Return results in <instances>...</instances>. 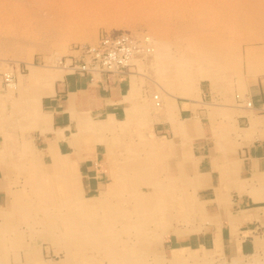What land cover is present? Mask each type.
<instances>
[{"label": "rangeland", "instance_id": "374dc122", "mask_svg": "<svg viewBox=\"0 0 264 264\" xmlns=\"http://www.w3.org/2000/svg\"><path fill=\"white\" fill-rule=\"evenodd\" d=\"M122 31L132 38L134 32L148 35L153 49L164 53L163 74L153 55L130 67L142 74L132 80L147 105L172 101L182 84L193 98L203 88L241 95L242 83L264 66V0H0V76L13 69L17 84L27 83L17 85L18 92L47 87L54 76L67 73L58 58L73 54L80 45H96L102 35ZM1 77L0 89H6ZM154 107L134 105L132 120L112 133L89 128L79 132L105 144L107 185L112 183L108 192L88 194L80 178L64 183L63 189L69 186L65 192H60L61 181L50 190L44 181L51 184L53 178L46 175L39 174L33 184L24 181L16 207L0 211V238H5L0 244L4 242L9 253L0 256L4 264H233L209 257L203 249L187 250L199 255L196 259L171 261V248L179 247L173 246L175 233L194 232L190 222L195 216L200 220L202 210L193 209L197 199L188 181L167 176L168 155L153 149L159 138L152 132L150 112L161 110ZM6 111L1 109L0 117ZM19 147L25 153L39 152L31 139H23ZM120 249L127 251L126 258ZM243 264H264V251Z\"/></svg>", "mask_w": 264, "mask_h": 264}, {"label": "crops", "instance_id": "0c3cea01", "mask_svg": "<svg viewBox=\"0 0 264 264\" xmlns=\"http://www.w3.org/2000/svg\"><path fill=\"white\" fill-rule=\"evenodd\" d=\"M59 77L49 83V90L43 85L13 93L0 89V106L7 110L0 117L1 212L15 205L13 194L21 192L28 176L27 161L32 157L40 165L60 158L70 161L88 194H98L107 185L110 169L105 144L89 136L84 141L79 128L86 121L101 122L107 117L122 121L142 96L137 95L133 102L130 78L74 73ZM241 90V95H221L203 88L196 99L165 101L162 111L150 112L153 132L171 145L167 176L188 181L202 210V219L193 224L196 232L175 235L173 246L203 249L210 252L207 256H220L233 264H243L264 251V78L243 82ZM56 130L63 133L58 135ZM23 139H31L39 152L7 151L10 144L20 149ZM49 148L55 158L45 155Z\"/></svg>", "mask_w": 264, "mask_h": 264}, {"label": "bare ground", "instance_id": "6f19581e", "mask_svg": "<svg viewBox=\"0 0 264 264\" xmlns=\"http://www.w3.org/2000/svg\"><path fill=\"white\" fill-rule=\"evenodd\" d=\"M3 1V0H2ZM46 2V1H45ZM47 3V2H46ZM123 32V31H122ZM107 33V32H106ZM123 33H125V32H123ZM135 33V32H134ZM134 33H130V34H132L134 37L132 38L131 36H129V43L130 42H132V43H130V44H132L133 45V47H132V51H131V53L129 54V61H128V63L130 64V67H131V69L133 68V66L134 65H136L137 63L138 64H143L142 62H144L147 58H149L150 56L152 57V55L154 56L153 58H155L156 60H157V65H158V69H159V73L160 74H163L164 72H162L161 70L163 69V67L161 68V64H162V62H161V55H162V57L164 56V53H162L161 51V49L159 48H155V50L153 49V47H152V43H151V39L148 37V35L147 36H142V35H140V32H139V36H137V34H134ZM129 34V33H128ZM142 34V33H141ZM146 34V33H145ZM134 38H136V39H141V38H143V41L141 42V43H138V41L139 40H136V39H134ZM152 38V37H151ZM142 40V39H141ZM154 40V39H153ZM156 41V40H155ZM163 41V40H162ZM158 42H160V41H158ZM95 44V43H94ZM135 44V45H134ZM89 45V44H88ZM87 46V45H86ZM90 47H93V46H91V45H89ZM79 47H84V46H82V45H80V46H78V47H76V48H79ZM164 47H166V46H164ZM75 48V49H76ZM75 49H73L74 51H73V54H70V55H68V56H65V57H62V58H58L57 59V62H58V64L60 65L61 64V62H63V59H66V60H75V59H77V58H80V54H79V51H77V50H75ZM141 54H143L142 56H141ZM141 56V57H140ZM191 56V55H190ZM192 57H194L193 55H192ZM259 58H260V56H259ZM140 60V61H139ZM163 60V59H162ZM154 63V62H153ZM264 63V62H263ZM137 64V65H138ZM164 64V63H163ZM30 66V68H32V69H34V68H36V66H34L33 64H30L29 65ZM61 66V65H60ZM15 67V66H14ZM130 67H129V69H128V71H127V73L124 75V76H113L114 78H116V79H121V78H130L131 80H132V78L133 77H136V78H138V76H141L140 75V73L139 72H137V71H135V72H133L131 69H130ZM138 67V66H137ZM40 68V67H39ZM43 68V67H42ZM45 68V67H44ZM47 68H50V67H47ZM52 68V67H51ZM61 68L62 69H65V68H63L62 66H61ZM135 68V67H134ZM15 69V68H14ZM61 69V70H62ZM16 70L18 71V69L16 68ZM45 70H47V72H48V70L49 69H46L45 68ZM66 71H67V73H74V71L73 70H71V69H65ZM133 72H131V71ZM136 70V69H135ZM221 70V69H220ZM50 71V70H49ZM59 71V70H58ZM130 71V72H129ZM35 72V71H34ZM62 72H63V70H62ZM61 73V72H60ZM4 74V73H3ZM14 74H16V73H14L13 72V69H10L8 72H6L2 77H3V79H4V83H5V85H6V87L8 88V89H10V90H15L16 89V87H17V85H20L21 84V82H22V84H23V87H25L26 85H27V83H26V81L25 80H23V81H21L20 82V84H17V80L15 79V77H14ZM23 74H25V73H23ZM20 76V75H19ZM178 76H179V74H178ZM1 77V76H0ZM1 77V78H2ZM22 77V76H21ZM43 77V76H42ZM41 77V78H42ZM45 77V76H44ZM90 77V76H89ZM95 77H97V76H95ZM110 77H112V76H110ZM250 78H252V79H256V78H259V77H261V78H264V66L263 67H261V68H258L257 70L255 69L251 74H250V76H249ZM37 78V77H36ZM54 78H56L55 76H54ZM60 78V77H59ZM100 78V77H99ZM109 78V77H108ZM58 79V78H57ZM110 79V78H109ZM34 80H37V79H34ZM52 80H55V79H51V82H53ZM58 80H60V79H58ZM62 80V79H61ZM91 80H92V78H91ZM98 80V79H97ZM138 80V79H137ZM44 81V80H43ZM169 81V80H168ZM51 82H49V83H51ZM138 82V81H137ZM49 83H47V85H49ZM30 84H31V82L29 83V85L28 86H30ZM131 84H132V89H133V91H132V95H131V97H133L132 98V100H133V102H134V99L136 98V96L137 95H139V90H137V86H135V85H133V84H135V82H134V80H132L131 81ZM140 84V83H139ZM44 85V84H43ZM187 85V84H186ZM50 86H51V84H50ZM50 86H49V88H50ZM176 86H178V84L176 85ZM190 86V85H189ZM31 87V86H30ZM7 88L5 89V90H7ZM193 88V87H192ZM25 89H27V88H25ZM46 89L47 90H49L47 87H46ZM179 89V90H178ZM178 94L176 95V96H174L173 97V100L171 101L170 99L168 100V102H173L176 98H185V99H193V97H194V95H193V93H192V91H189V89H188V87L187 86H183V84L181 85V86H178ZM138 92H137V91ZM194 90V89H193ZM8 91V90H7ZM16 91V90H15ZM35 91V90H34ZM199 91V90H198ZM35 93V92H34ZM39 93V92H38ZM40 95L42 94V92L41 93H39ZM45 94V93H44ZM196 94V93H195ZM199 94V93H198ZM34 95H36V94H34ZM47 95V94H46ZM134 95V96H133ZM142 96V95H141ZM155 96H157V95H154L153 96V99L152 100H154V97ZM19 97V96H18ZM31 97H32V95H31ZM36 97V96H35ZM35 97H32V98H35ZM37 98V97H36ZM35 98V99H36ZM10 99V98H9ZM22 99V98H21ZM35 99H34V101H35ZM39 99V98H38ZM196 99V98H195ZM18 100V99H17ZM231 100H232V98H231ZM22 101V100H21ZM142 101H144V100H142V98L141 99H139V101L138 102H136L137 104H135L134 103V105H135V107H140V108H142V109H146V107L148 106V108L151 110V107H153V106H155L154 108H157V109H162L164 106H162V103L161 102H158V103H154V105L152 106L150 103L147 105L146 103H144V102H142ZM200 101V100H199ZM197 102V101H196ZM3 103V102H2ZM22 103V102H21ZM132 103V102H131ZM16 104V103H15ZM20 103H18V105H19ZM201 104H204V103H201ZM227 104V103H226ZM228 104H229V101H228ZM13 105H14V103H13ZM17 105V108L19 107V106H21V105H19L18 106ZM131 105H133V103L131 104ZM134 105L133 106H131L128 110H127V112H126V115H125V118L122 120V121H115L113 118H110V117H107L106 119L107 120H105V121H101V122H96V121H94V122H84V125L81 127V128H79V132H81V129H83V128H89L90 129V131H93V133L95 132H97V130L98 129H101V131H103V132H106V130H107V133H108V131L109 132H113L116 128H119V126H121L122 128H124V126H126L127 125V123L129 122V121H131L132 119V117H131V110L133 109V111H137V108H134ZM9 106V105H8ZM15 106V105H14ZM26 106H27V104H26ZM34 106V105H33ZM150 106V107H149ZM171 106V105H170ZM175 107H176V105H174ZM173 106V107H174ZM204 106H205V104H204ZM22 107V106H21ZM23 107H24V105H23ZM133 107V108H132ZM174 107V108H175ZM223 107V106H222ZM221 107V108H222ZM139 108V109H140ZM169 108L170 107H168V110H169ZM220 108V107H219ZM219 108H216L215 107V109H219ZM224 108V107H223ZM1 109H5V108H3V107H1L0 106V111H1ZM19 109V108H18ZM28 109V108H27ZM32 109H33V107H32ZM176 109V108H175ZM214 109V108H213ZM214 109V110H215ZM226 109V108H225ZM211 110V109H210ZM213 110V111H214ZM221 110V109H220ZM38 111V110H37ZM36 111V112H37ZM160 111V110H159ZM162 111V110H161ZM172 111V110H171ZM40 112V111H39ZM170 112V111H169ZM175 112V111H174ZM41 113V112H40ZM47 113V112H46ZM165 113V112H164ZM8 114V113H7ZM133 114V113H132ZM170 114V113H169ZM8 115H10V114H8ZM142 115H143V113H142ZM212 115H213V113H212ZM32 116H34L33 114H32ZM40 116V115H39ZM81 116H83V115H81ZM80 116V117H81ZM14 117V116H13ZM27 117V116H26ZM30 117V116H29ZM98 117V116H97ZM96 117V118H97ZM173 117V116H172ZM28 118V117H27ZM43 118V117H42ZM85 118V117H84ZM175 118V117H174ZM5 119V118H4ZM23 119V118H22ZM169 119V118H168ZM134 120V119H133ZM174 119H172V121H173ZM9 121V120H8ZM44 121V120H43ZM213 121V120H212ZM36 122V121H35ZM72 122V121H71ZM77 122V121H76ZM81 122V121H80ZM8 123H10V122H8ZM78 123V122H77ZM76 123V124H77ZM133 123H134V121H133ZM6 124H7V122H6ZM97 124V125H96ZM11 125V124H10ZM174 125V124H173ZM176 125V124H175ZM3 126V125H2ZM32 126H34V123H33V125ZM11 127V126H10ZM101 127V128H100ZM120 127V128H121ZM133 127V126H132ZM134 127H135V125H134ZM2 129H3V127H1ZM12 128V127H11ZM4 129H7V128H4ZM13 129V128H12ZM19 129V128H18ZM230 129V128H229ZM1 130V129H0ZM17 130V129H16ZM20 130V129H19ZM22 130V129H21ZM54 130V129H53ZM6 131V130H5ZM40 131V130H39ZM48 131V130H47ZM57 131V130H56ZM19 132V131H18ZM54 132V131H53ZM58 132V131H57ZM78 132V133H79ZM87 132H89L88 130H87ZM153 132V131H152ZM16 133V132H15ZM42 133V132H41ZM55 133V132H54ZM61 133H63V132H58V135L59 134H61ZM77 133V132H76ZM5 134V133H4ZM4 134L2 135L3 136V138H4ZM156 134V133H155ZM48 135V134H47ZM90 135V134H89ZM107 135V134H106ZM158 135V134H157ZM12 135L10 134V137H11ZM57 136V135H56ZM62 136V135H61ZM83 136V135H82ZM94 136V135H93ZM154 136V135H153ZM13 137V136H12ZM11 137V138H12ZM59 137V136H58ZM75 137V136H74ZM77 137V136H76ZM92 137V136H91ZM160 137V136H159ZM60 138V137H59ZM67 138V137H66ZM93 138V137H92ZM92 138H90V139H92ZM152 138V137H151ZM13 139V138H12ZM14 139H15V137H14ZM13 139V140H14ZM58 139V138H57ZM56 139V140H57ZM63 139V138H62ZM83 139H84V141L85 140H88L87 139V135H85V136H83ZM12 140V141H13ZM64 140V139H63ZM93 140V139H92ZM95 140V139H94ZM106 140V139H105ZM166 140V139H165ZM19 141V140H18ZM54 141V140H53ZM65 141V140H64ZM78 141H79V139H78ZM150 141V140H149ZM156 141H158V142H156ZM156 141H155V146H153V149L155 150V149H157L158 148V150L160 149V151L162 150V151H164V153H170V151H172L171 150V145L169 146L165 141H161V140H157L156 139ZM16 142H17V139H16ZM33 142V141H32ZM95 142H97V139L95 140ZM154 142V141H153ZM18 143V142H17ZM66 143V142H65ZM81 143H82V141H81ZM93 143H94V141H93ZM104 143V142H103ZM102 143V144H103ZM109 143V142H108ZM184 143V142H183ZM186 143V142H185ZM3 144H4V141H3ZM84 144V143H83ZM95 144V143H94ZM148 144V143H147ZM154 144V143H153ZM5 145V144H4ZM39 145V144H38ZM53 145V144H52ZM55 145V144H54ZM109 145V144H108ZM48 146V145H47ZM150 146V145H149ZM49 147H51V146H49ZM73 147V146H72ZM148 147V146H147ZM152 147V146H151ZM155 147V148H154ZM53 148V147H52ZM52 148H49L48 150H46L47 149V147H46V151L47 152H45V155H47V157H51V158H55V154H54V150L52 149ZM150 148V147H149ZM7 151L8 152H21V153H25V151H21L20 149H17V147H16V145H13V144H10L9 146H7ZM73 149V148H72ZM145 149V148H144ZM152 149V148H151ZM153 149H152V152H153ZM2 150V149H1ZM31 150H33L32 149V147H31ZM64 150V149H63ZM67 150V149H66ZM147 150V149H146ZM67 152V151H66ZM152 152H150V153H152ZM33 153H34V150L33 151H31V153H28V154H32L33 155ZM69 153V152H68ZM117 154V153H116ZM32 155H31V157H32ZM153 155H156V154H154L153 153ZM159 155H160V152H159ZM157 156V155H156ZM165 156V155H164ZM167 156V155H166ZM165 156V157H166ZM119 157V156H118ZM117 157V158H118ZM154 157V156H153ZM158 157V156H157ZM26 158V157H25ZM155 158V157H154ZM30 159V158H29ZM114 159V158H113ZM159 159V158H158ZM160 159H162V158H160ZM72 160H74V159H72ZM24 161V160H23ZM162 161V160H161ZM28 163H29V165H28V176H27V178H25V180L27 181V183L29 184H33V183H36L37 182V177L39 176V174L40 175H46V176H49V177H51V178H53V182L50 184L49 182H47V181H44V183H46V184H49V186L51 187H49L50 188V190H52L53 189V187H55V185H56V181H61L62 182V185L60 186L61 188H60V192H65V191H69V186H65V189H63L62 188V186L64 185V183H66L67 181H69V180H71V179H75L76 181L78 180V178H79V176H78V174H76L75 173V170H74V168H73V166H72V163H70V161H68V160H66V159H63V158H60V159H57V161H51V162H53V163H51L50 165H46V164H42V165H40V164H38V163H36V162H33V157L31 158V160H29V161H27ZM162 162H164V161H162ZM27 163V164H28ZM115 163V162H114ZM73 164H75V163H73ZM20 166H21V163H20ZM114 167V166H113ZM77 168V167H76ZM115 169V168H114ZM79 170V169H78ZM161 170V169H160ZM16 171V170H15ZM26 171V172H27ZM83 171V170H82ZM229 172V171H228ZM83 173V172H82ZM113 173V172H112ZM17 176V175H16ZM116 176V175H115ZM164 176V175H163ZM228 176V175H227ZM15 177V176H14ZM224 177V179H226L225 178V176H223ZM229 177V176H228ZM20 178V177H19ZM167 178V177H166ZM176 177H174V179H175ZM229 178H231V177H229ZM14 180V179H13ZM91 180V179H90ZM173 180V179H172ZM220 180H222V179H220ZM176 181V180H175ZM223 181V180H222ZM14 182V181H13ZM12 182V183H13ZM187 182V181H186ZM185 182V183H186ZM227 182H229V181H227ZM188 183V182H187ZM14 184V183H13ZM189 184V183H188ZM187 184V185H188ZM111 185H112V183H110L109 185H106L107 187L104 189V191H101V192H108V190H110L109 188H111ZM186 185V184H185ZM186 185V186H187ZM12 186V185H11ZM197 187V186H196ZM12 189V188H11ZM18 189V188H17ZM166 189V188H165ZM13 190H15V188L13 189ZM8 191H9V189H8ZM16 191V190H15ZM20 191V190H19ZM164 191V190H163ZM5 192V191H4ZM11 193H12V191H10ZM59 192V191H58ZM69 193V192H68ZM103 193V194H104ZM13 194V193H12ZM56 194V193H55ZM72 194V193H71ZM20 194L19 193H17V195H14L13 194V200L15 201V200H19V199H21L22 197H20L19 196ZM170 199H172V198H170ZM5 200V199H4ZM11 201V200H10ZM199 202H201V201H199ZM19 203V202H18ZM72 203H73V201H72ZM10 205V204H9ZM14 205V204H13ZM16 205V204H15ZM12 206V208L13 207H16V206ZM203 205V204H202ZM199 207V208H201V206H200V204L197 202V204H195L194 206H193V209H194V207ZM197 207V208H198ZM10 208V207H9ZM78 208V207H77ZM189 209V208H188ZM198 210V209H197ZM5 211V210H4ZM14 211V210H13ZM181 211V210H180ZM195 212H197V211H195ZM205 212H204V210H203V214H204ZM198 216V215H197ZM196 217V216H195ZM193 217L194 218V221H192V222H190V223H192V224H195V222H197L198 221V217ZM28 219V218H27ZM201 219H202V216H201ZM200 219V220H201ZM1 222V221H0ZM189 221H187V223H188ZM9 224V223H8ZM191 224V225H192ZM12 226V225H11ZM14 226H15V224H14ZM196 226V225H195ZM13 227V226H12ZM16 228V227H15ZM14 227H13V230L15 229ZM171 228V227H170ZM192 228V230H195L194 229V225L191 227ZM17 229V228H16ZM174 229V228H173ZM188 229H190V228H188ZM196 229H198V228H196ZM178 230H180L179 228H178ZM0 231L1 232H3V228L2 229H0ZM85 231H87V228H85ZM15 232V231H14ZM13 232V233H14ZM194 232H196V230L194 231ZM181 233H183V232H176L175 233V235H180ZM84 234V233H83ZM174 234V233H173ZM15 235H16V233H15ZM14 235V236H15ZM9 236V235H8ZM13 236V237H14ZM21 236V235H20ZM40 236V235H39ZM41 237V236H40ZM43 238H45L44 236H42ZM11 238V237H10ZM20 238V237H19ZM5 239V238H4ZM3 238L1 239L0 238V242H1V240H4ZM10 240V239H9ZM19 240V239H18ZM21 240V239H20ZM38 241H40L39 240V237H38V239H37ZM14 241V240H13ZM77 241V240H76ZM154 241V240H153ZM7 242V244H8V241H6ZM15 242H18V241H15ZM24 242V241H23ZM36 242V241H35ZM11 245H13V244H11ZM15 245H16V243H15ZM36 246V245H35ZM7 247V245L6 244H4V242L3 243H1L0 244V256H3V257H5V256H9V255H7L6 253H8V252H5V248ZM10 247V246H9ZM13 247V246H12ZM14 249H15V247H14ZM19 249H20V245H19ZM30 249V248H29ZM34 249H36V248H34ZM34 249H33V253L35 254V251H34ZM38 249V248H37ZM73 249L76 251V247H75V245L73 246ZM7 250H8V248H7ZM73 250V251H74ZM107 250V251H106ZM104 249V253L105 254H108L109 252V254H111V251H108V249ZM125 249H120V251H122V253L120 252V254H122L124 257L127 255V251L125 252L124 251ZM188 250V248H186V247H178V248H174V250H172L171 251V254H170V259H171V261H182V260H184V259H186V258H192V259H196V257L197 256H199V255H197L196 256V254H194V253H190V254H188V252L189 251H187ZM23 251V250H22ZM22 251H20V252H22ZM24 251H26V249H24ZM37 251V250H36ZM5 252V253H4ZM9 252H11V251H9ZM18 252V251H17ZM29 252H30V250H29ZM108 252V253H107ZM124 252V253H123ZM37 253V252H36ZM41 253V252H40ZM129 254H131L132 255V253H134V251H132V253L129 251L128 252ZM9 254V253H8ZM120 254H119V256H120ZM125 254V255H124ZM18 255V254H17ZM16 255V256H17ZM33 255V254H32ZM73 255H74V253H73ZM121 255V256H122ZM75 256V255H74ZM108 256H110V255H108ZM122 256V257H123ZM111 257V256H110ZM121 257V258H122ZM6 258V257H5ZM8 258V257H7ZM13 258V257H12ZM11 258V259H12ZM34 258V257H33ZM106 258V257H105ZM126 258V257H125ZM16 259V258H15ZM19 259V258H18ZM17 259V260H18ZM124 259V258H123ZM16 260V261H17ZM40 260V259H39ZM122 260V259H121ZM4 260H0V264H4L5 262H3ZM10 261V260H9ZM114 261V260H113ZM13 262V261H12ZM35 262H36V260H35ZM42 262V261H41ZM44 262V261H43ZM42 262V263H43ZM47 262V261H46ZM110 262V261H109ZM129 262V261H128ZM19 263V262H18ZM112 263H114V262H112ZM112 263H110V264H112ZM165 263V262H164ZM53 264V263H52ZM115 264V263H114ZM125 264H126V261H125ZM131 264V263H130Z\"/></svg>", "mask_w": 264, "mask_h": 264}, {"label": "built area", "instance_id": "2783aa9c", "mask_svg": "<svg viewBox=\"0 0 264 264\" xmlns=\"http://www.w3.org/2000/svg\"><path fill=\"white\" fill-rule=\"evenodd\" d=\"M126 33L105 34L93 47L76 48L80 58L75 60L63 59L61 66L71 69L77 75H89L92 78L103 76H124L130 64L129 54L133 45ZM135 45V44H134Z\"/></svg>", "mask_w": 264, "mask_h": 264}]
</instances>
